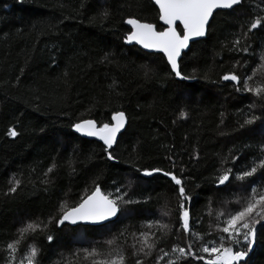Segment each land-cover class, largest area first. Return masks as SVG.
Returning a JSON list of instances; mask_svg holds the SVG:
<instances>
[{"label": "trees", "instance_id": "16d2710c", "mask_svg": "<svg viewBox=\"0 0 264 264\" xmlns=\"http://www.w3.org/2000/svg\"><path fill=\"white\" fill-rule=\"evenodd\" d=\"M105 9L110 13L106 19L99 15ZM157 12L149 0H0V264H5L6 243L27 221H43L47 227L22 245L14 264L32 243L40 249L38 264H94L104 255L85 258L83 250L95 246L107 253L103 242L125 229L112 247L123 243L127 264H135L127 247L133 243L131 233L156 232L144 227L151 220H162L172 231L145 264H154L159 248L170 252L173 245L187 247L185 235L177 231L178 186L159 173L140 178L136 168H159L182 179L193 197L186 204L192 229L205 240L215 238L207 233L215 227L216 213L238 207L225 201L246 197L251 186L264 189V172L249 178L251 185L233 179L217 190L212 183L225 157L238 159L229 158L224 168L244 170L264 143V100L221 79L236 74L243 80L255 71L250 83H264V26L250 34L247 53L229 51L228 45L241 24L264 17V0H243L234 10L214 16L206 38L193 43L179 61L184 75L196 77L191 83L169 76L161 54L123 43L129 29L124 19L138 17L159 27ZM105 53L111 62H100ZM145 68L154 74L146 78ZM181 109L186 119L178 118ZM119 110L125 111L128 123L110 150L117 157L113 162L106 159L102 144L78 137L71 125L80 119L102 124ZM253 115L260 119L240 128ZM9 127L20 135L9 138ZM196 154L198 160L192 158ZM53 164V172L45 176ZM13 178L21 183L9 193ZM94 184L113 195L121 187L120 194L127 192V198L139 203L103 228L48 223L58 216L62 202L74 206ZM169 210L171 216L161 215ZM48 234L54 237L52 243ZM189 261L204 264L191 257ZM250 264H264V229Z\"/></svg>", "mask_w": 264, "mask_h": 264}, {"label": "snow or ice", "instance_id": "6c2138e0", "mask_svg": "<svg viewBox=\"0 0 264 264\" xmlns=\"http://www.w3.org/2000/svg\"><path fill=\"white\" fill-rule=\"evenodd\" d=\"M23 2L24 0H18V3L22 4ZM149 2L155 8H158L159 27L157 24L142 21L138 17L129 16L122 21L130 26L123 36V43L133 46L139 45L142 49L163 53V56L166 57L167 66L170 67L168 75L180 81H189L196 79V77L194 75H184L181 71L179 58L183 50L189 48L190 42L208 34L211 21L219 10H234L235 6L243 3V0H149ZM99 15L106 19L110 13L105 9ZM246 26L247 30L245 31ZM261 26H264V17L259 15L250 24H241V31L235 33V38L228 42L229 51L247 53L250 45H246V41L250 34ZM261 60L264 61V54L261 55ZM100 62H111L110 54L105 53ZM261 67H264V64ZM153 74L151 68L144 69L146 78ZM255 75L254 71L252 75H248L241 80L236 74H225L221 79L234 82L237 85L236 91L238 92L251 93L254 97L264 100V83L255 85L250 83ZM114 87L115 81L113 85H110V88L114 89ZM249 107H255V103ZM187 115V112L181 109L178 118L186 119ZM258 119L260 117L253 115L251 118L245 119L240 124V128L254 125ZM127 123L128 117L125 111L119 110L112 112L108 122L98 124L94 119H80L71 125V129L82 136L95 137L101 141L106 159L116 162L117 157L110 150L118 143V136L122 133V130H126ZM41 131L44 130L41 129ZM6 135L15 139L20 133L15 127H9ZM258 148L259 156L244 170L234 171L232 167H223L229 158L235 162L238 159L237 156L231 155L221 161V169L217 170V174L212 181L217 190H223L221 186L227 188L233 179L242 186L246 183L251 185L252 182L249 178L257 172H264V143H261ZM192 158L198 160L199 155L196 154ZM55 167V164L49 167L45 176L53 172ZM135 171L140 178L153 177L154 174L159 173L178 186L177 222L180 227L177 231L185 235L187 247L173 245L170 252L159 248L161 254L155 257L154 264H161L162 261H165V258L170 257L172 254H174L173 258L167 259L166 264H184V262L190 264L189 257L196 261H203L204 264H250L251 254L260 241L261 230L264 229V189L258 190L257 187L251 186L250 194L246 197H238L234 202L225 201V205L234 203L238 207L230 210L226 207L224 210L217 212L215 227L212 232L207 233V235L215 234V238L205 240L204 234L195 232L192 229L191 212L186 204L190 203L193 197L187 193L181 178H178L174 172L159 168H136ZM20 183L19 179H10L9 193H15ZM113 183L115 184V181ZM115 192L116 195L111 192L106 193L102 191L99 184H94V190L90 194L81 197L80 201L74 206H68L67 202H62L58 216L50 217L48 223L55 220L58 228L65 224L106 227V222L118 220L121 215L133 211L129 206L139 203V201L127 198V192L120 194L121 187H116ZM212 203L213 201L210 200L209 204ZM161 215L171 216L172 212L170 210L162 211ZM46 227L47 224L43 221H27L17 228L15 238L11 242H7L3 249L7 253L5 264H14L22 245L35 233L43 231ZM144 227L149 230L155 228L157 231L131 233L133 243L127 245V247L132 249L131 255L135 258V264H145L152 257L162 237L172 231L170 225L162 220H151ZM126 232L127 229L122 230L120 233L114 234L111 239L103 242L109 248L107 253H101L95 246L90 250L84 249L85 258L104 255V259L94 261V264H127L128 257L124 244L122 243L115 248L112 247L125 236ZM157 232L160 233L159 236H157ZM47 240L52 243L54 237L48 234ZM39 252L40 249L34 243L27 244L19 264H38Z\"/></svg>", "mask_w": 264, "mask_h": 264}, {"label": "water", "instance_id": "95a60500", "mask_svg": "<svg viewBox=\"0 0 264 264\" xmlns=\"http://www.w3.org/2000/svg\"><path fill=\"white\" fill-rule=\"evenodd\" d=\"M239 6V5H238ZM237 6H235V8H236ZM157 10H158V8H156ZM224 11H230V10H219L218 12H224ZM158 23L160 24V22H159V20H158ZM126 25V24H125ZM128 28H130V26L129 25H126ZM207 36V35H206ZM206 36L205 37H201V38H197V40H195V41H192V42H190V46L193 44V43H195V42H198V41H201V40H204L205 38H206ZM126 45V44H125ZM126 46H133V45H126ZM190 46H189V48H190ZM135 47H137L138 49H140L141 51H143V52H145V53H148V54H161L162 56H163V53H159V52H155V51H150V50H145V49H142L139 45H135ZM189 48L188 49H185V50H183V52H182V54H181V57H182V55L183 54H185L188 50H189ZM164 57V56H163ZM181 57L179 58V61H180V59H181ZM165 58V60H166V57H164ZM166 63H167V61H166ZM170 68V67H169ZM177 81H180V80H178V79H176ZM193 80H189V81H182V82H186V83H191ZM123 131L124 130H122V133H123ZM72 132L75 134V135H77L78 137H80V138H83V139H86V140H91V141H95V142H97V143H100V144H102V142L101 141H99L98 139H96L95 137H86V136H82V135H80V134H78V133H75L73 130H72ZM121 133V134H122ZM120 135V134H119ZM119 137V136H118ZM103 145V144H102ZM114 147H115V145H114ZM113 147V148H114ZM112 150V149H111ZM107 223H110V222H106V224ZM68 225V224H67ZM82 225H84V224H82ZM69 226H72V227H74V226H77V225H69ZM85 226H94V225H85Z\"/></svg>", "mask_w": 264, "mask_h": 264}]
</instances>
